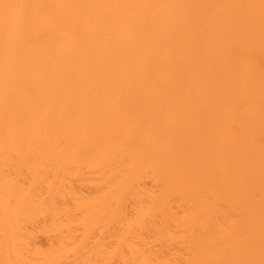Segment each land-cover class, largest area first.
<instances>
[{
	"label": "bare ground",
	"instance_id": "bare-ground-1",
	"mask_svg": "<svg viewBox=\"0 0 264 264\" xmlns=\"http://www.w3.org/2000/svg\"><path fill=\"white\" fill-rule=\"evenodd\" d=\"M0 264H264V0H0Z\"/></svg>",
	"mask_w": 264,
	"mask_h": 264
}]
</instances>
